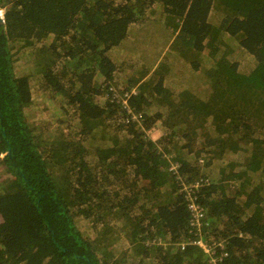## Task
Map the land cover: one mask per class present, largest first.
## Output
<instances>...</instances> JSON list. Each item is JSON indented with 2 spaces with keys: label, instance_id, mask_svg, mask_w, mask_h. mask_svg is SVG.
Wrapping results in <instances>:
<instances>
[{
  "label": "trees",
  "instance_id": "16d2710c",
  "mask_svg": "<svg viewBox=\"0 0 264 264\" xmlns=\"http://www.w3.org/2000/svg\"><path fill=\"white\" fill-rule=\"evenodd\" d=\"M0 12V264H207L179 248L195 180L222 264H264V0Z\"/></svg>",
  "mask_w": 264,
  "mask_h": 264
},
{
  "label": "built area",
  "instance_id": "2783aa9c",
  "mask_svg": "<svg viewBox=\"0 0 264 264\" xmlns=\"http://www.w3.org/2000/svg\"><path fill=\"white\" fill-rule=\"evenodd\" d=\"M132 93H135L132 90ZM127 97V95H125ZM124 105L125 98L123 101ZM128 113L130 111L128 110ZM135 118V116H132ZM171 169L175 172V167L172 166ZM205 184V181L195 180L190 185L180 184V192L186 201V207L189 213V227L192 237L187 241H184L179 245L180 249H184L185 246L191 245L199 250L206 256L207 264H222L225 253L223 251L222 242L214 241L211 238L206 239V235L203 232L204 225V209L197 201L196 193L199 188ZM152 244H160V239H155L151 242Z\"/></svg>",
  "mask_w": 264,
  "mask_h": 264
},
{
  "label": "rangeland",
  "instance_id": "374dc122",
  "mask_svg": "<svg viewBox=\"0 0 264 264\" xmlns=\"http://www.w3.org/2000/svg\"><path fill=\"white\" fill-rule=\"evenodd\" d=\"M206 55L208 56V58L209 57H211L210 56V54H209V52H206ZM173 57H174V54H172L171 56H170V58H169V60H172L173 59ZM208 60H210V58L208 59ZM208 60H206V64H208ZM263 103H264V98H263ZM31 106L32 107H30L29 108V111H30V109L31 110H33V111H36V112H38V109L40 108V107H42V106H44V104H43V102L41 101V100H39V99H33V102H32V104H31ZM39 113V112H38ZM36 117L37 118H40V117H42V115L41 114H37L36 115ZM30 119H31V117H29ZM49 120H50V125H48V127L49 128H52L53 127V123H52V121H51V118H48ZM55 128V127H54ZM53 129V128H52ZM54 134V132H53V130H52V132H51V134H47V136L46 137H43L47 142H51V143H54V142H56L59 138H61L60 136H51V135H53ZM146 134L148 135V137L151 139V140H155L154 138L158 135V134H160L159 133V131H158V129L157 128H155V127H153V128H150V129H148V130H146ZM65 136L68 138V135H62V137L63 138H65Z\"/></svg>",
  "mask_w": 264,
  "mask_h": 264
},
{
  "label": "clouds",
  "instance_id": "9594fccd",
  "mask_svg": "<svg viewBox=\"0 0 264 264\" xmlns=\"http://www.w3.org/2000/svg\"><path fill=\"white\" fill-rule=\"evenodd\" d=\"M0 16L2 17V12H0ZM132 90H134L135 91V89H132ZM136 92V91H135ZM131 93H132V91H131ZM132 94H135V93H132ZM126 95V94H125ZM125 95H124V98H125V103H126V98L127 97H125ZM123 101H124V99H123ZM124 104V103H123ZM126 106V105H125ZM128 111V110H127ZM172 166H174L175 167V164L174 163H172V162H170L169 163V161H167V166H166V168H168V171H171V172H173L174 174L176 173V167H175V172L171 169V167ZM176 180H177V175H176ZM155 239H160L159 237H153V238H151V241L150 242H147L146 243V245H149V244H152L151 242L153 241V240H155ZM156 244V243H155ZM160 244H163L162 243V241H161V239H160ZM160 244H157V245H160Z\"/></svg>",
  "mask_w": 264,
  "mask_h": 264
},
{
  "label": "crops",
  "instance_id": "0c3cea01",
  "mask_svg": "<svg viewBox=\"0 0 264 264\" xmlns=\"http://www.w3.org/2000/svg\"><path fill=\"white\" fill-rule=\"evenodd\" d=\"M160 134H158L154 139H156Z\"/></svg>",
  "mask_w": 264,
  "mask_h": 264
},
{
  "label": "water",
  "instance_id": "95a60500",
  "mask_svg": "<svg viewBox=\"0 0 264 264\" xmlns=\"http://www.w3.org/2000/svg\"><path fill=\"white\" fill-rule=\"evenodd\" d=\"M0 21H2V17L0 16Z\"/></svg>",
  "mask_w": 264,
  "mask_h": 264
}]
</instances>
